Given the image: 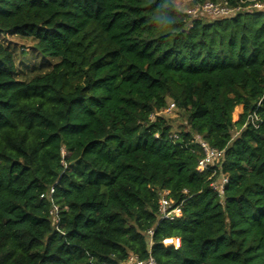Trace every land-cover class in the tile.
I'll use <instances>...</instances> for the list:
<instances>
[{
    "label": "trees",
    "instance_id": "16d2710c",
    "mask_svg": "<svg viewBox=\"0 0 264 264\" xmlns=\"http://www.w3.org/2000/svg\"><path fill=\"white\" fill-rule=\"evenodd\" d=\"M204 18L172 0H0V264H264V13ZM7 36L50 69L19 79ZM170 103L182 124L150 120ZM194 137L224 151L221 196Z\"/></svg>",
    "mask_w": 264,
    "mask_h": 264
},
{
    "label": "built area",
    "instance_id": "2783aa9c",
    "mask_svg": "<svg viewBox=\"0 0 264 264\" xmlns=\"http://www.w3.org/2000/svg\"><path fill=\"white\" fill-rule=\"evenodd\" d=\"M179 1L184 5L183 13L190 18L206 17L212 20L231 19L243 13H264V0H236V3L234 4L228 0H206L203 3H199L196 0ZM174 108V104L170 103L163 111L151 114L150 120H153L156 116L166 117L174 111ZM249 121L255 128L260 122L259 118L254 114L249 117ZM236 135L237 133L234 134V136ZM178 137V135L173 134L170 136V139L176 141L178 140ZM190 142L195 144L201 151V157L198 159L195 167L196 172L199 174H208L207 181L209 182V187L221 196L223 194L224 186L228 182L227 177L221 173L224 151L211 148L199 137H194ZM184 193H186V191H184ZM52 194L53 190L51 189L48 194L41 195L40 198L50 201ZM56 211L57 207L53 206L49 212L53 224H56L57 222V219L55 218ZM157 211L160 220L171 221L181 216L180 206L174 204L169 198V192L166 190L159 193ZM146 236L149 240L152 236V230L148 231ZM163 243L177 245L178 239H165L163 240ZM126 264H155V262L151 256L147 257L145 260H140L137 256L130 254Z\"/></svg>",
    "mask_w": 264,
    "mask_h": 264
},
{
    "label": "rangeland",
    "instance_id": "374dc122",
    "mask_svg": "<svg viewBox=\"0 0 264 264\" xmlns=\"http://www.w3.org/2000/svg\"><path fill=\"white\" fill-rule=\"evenodd\" d=\"M172 1L178 11H184V5L181 1ZM203 20L204 22L209 21L207 18ZM4 44L9 46L13 51L19 79L28 80L35 74L47 72L53 64L51 60L47 61L40 59L38 55L32 51L33 43L30 40L22 39L18 36H7L4 39ZM166 118L172 120V124H174L175 127L184 122L177 111H172Z\"/></svg>",
    "mask_w": 264,
    "mask_h": 264
},
{
    "label": "water",
    "instance_id": "95a60500",
    "mask_svg": "<svg viewBox=\"0 0 264 264\" xmlns=\"http://www.w3.org/2000/svg\"><path fill=\"white\" fill-rule=\"evenodd\" d=\"M146 242L148 243V237L146 236Z\"/></svg>",
    "mask_w": 264,
    "mask_h": 264
},
{
    "label": "bare ground",
    "instance_id": "6f19581e",
    "mask_svg": "<svg viewBox=\"0 0 264 264\" xmlns=\"http://www.w3.org/2000/svg\"><path fill=\"white\" fill-rule=\"evenodd\" d=\"M167 243H169V242H167Z\"/></svg>",
    "mask_w": 264,
    "mask_h": 264
}]
</instances>
